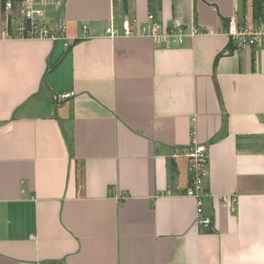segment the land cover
<instances>
[{
    "label": "crops",
    "instance_id": "obj_1",
    "mask_svg": "<svg viewBox=\"0 0 264 264\" xmlns=\"http://www.w3.org/2000/svg\"><path fill=\"white\" fill-rule=\"evenodd\" d=\"M5 1L0 264H264V47L220 33L264 19V0H67L69 49L6 37ZM149 13L200 32L105 36ZM191 131L207 228L193 199L165 194L189 184Z\"/></svg>",
    "mask_w": 264,
    "mask_h": 264
},
{
    "label": "built area",
    "instance_id": "obj_2",
    "mask_svg": "<svg viewBox=\"0 0 264 264\" xmlns=\"http://www.w3.org/2000/svg\"><path fill=\"white\" fill-rule=\"evenodd\" d=\"M67 0H8L3 7V33L8 38L20 40H46L51 44L60 43L64 49H69L71 43L67 37V26L63 9ZM154 15L148 14L145 25L137 20H124L119 27L109 23L105 36L110 39L118 37L147 36L154 40L193 36L198 29H186L181 21L173 19L169 25L154 21ZM86 26L82 27V38H86ZM220 32V31H219ZM235 50L242 48L264 47V19L256 22L245 19L241 23L235 17H229L226 28L220 32ZM65 96V95H64ZM67 96V95H66ZM63 98V97H61ZM58 99V98H57ZM188 159L189 184L182 193L166 195L186 196L195 203V224L207 228L212 220L205 216L203 208L206 200L212 198L205 183L208 176V150L199 144L195 132L191 131L189 147L184 155ZM225 206L235 204L230 198H220Z\"/></svg>",
    "mask_w": 264,
    "mask_h": 264
}]
</instances>
